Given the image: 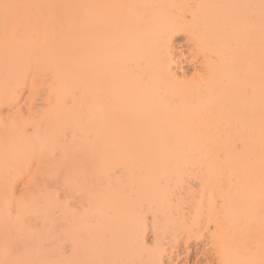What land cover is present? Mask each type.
<instances>
[{"label":"bare ground","instance_id":"1","mask_svg":"<svg viewBox=\"0 0 264 264\" xmlns=\"http://www.w3.org/2000/svg\"><path fill=\"white\" fill-rule=\"evenodd\" d=\"M0 264H264V0H0Z\"/></svg>","mask_w":264,"mask_h":264}]
</instances>
